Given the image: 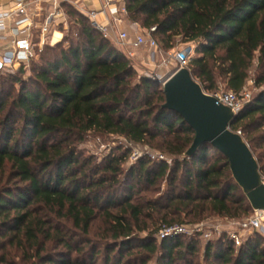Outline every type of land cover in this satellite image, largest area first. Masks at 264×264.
Listing matches in <instances>:
<instances>
[{
  "label": "trees",
  "instance_id": "trees-1",
  "mask_svg": "<svg viewBox=\"0 0 264 264\" xmlns=\"http://www.w3.org/2000/svg\"><path fill=\"white\" fill-rule=\"evenodd\" d=\"M123 3L126 19L164 51L189 45L185 67L206 93H240L254 73L257 91L231 129L264 175V0ZM62 6L75 29L37 49L35 86L16 90L8 81L24 66L0 76V264H147L155 255L160 264H200L202 237L156 234L164 225L254 213L227 158L210 144L186 156L195 133L164 107L163 83L139 74L86 14ZM92 133L148 145L171 164L146 156L126 173L130 148L87 154L81 145ZM203 257L202 264H264V235L240 246L227 236L207 240Z\"/></svg>",
  "mask_w": 264,
  "mask_h": 264
},
{
  "label": "built area",
  "instance_id": "built-area-1",
  "mask_svg": "<svg viewBox=\"0 0 264 264\" xmlns=\"http://www.w3.org/2000/svg\"><path fill=\"white\" fill-rule=\"evenodd\" d=\"M65 0H8L5 10L0 11V72H14L20 67H27L36 57L37 49H42L46 44H52L54 35L63 22L62 2ZM118 0H104L103 11L109 10L112 15V22L120 25L123 22L122 16L127 15V8L123 4L121 7L112 8ZM79 10L86 14L92 24L105 36L111 38L119 47H131L138 49L141 47L149 48V61L153 64L158 63L157 58L163 52L158 41L150 35L140 32L135 40L130 39L127 31H120L114 34L110 24L104 25L96 20L97 12L88 11L81 4ZM138 26V23H133ZM155 27L151 29L154 31ZM130 58L135 57V53L128 52ZM172 62L179 65L178 68L185 67L189 62L187 54L182 51L169 53L167 58L159 60L162 67L169 66ZM167 80V79H166ZM163 81L164 82L166 81ZM213 95L218 103H221L239 114L244 105L251 99V93L244 88L240 93L233 91H219ZM241 133L240 131H238ZM141 153L135 152L134 158L138 160ZM153 160H166L171 164V160L166 159L163 154H149ZM264 182V175H262ZM226 234L237 246L251 235H264V210L254 211L253 215L242 220L232 219L227 225H211L207 222H199L192 225L183 223L174 225H164L156 237L159 240L177 237L200 236L211 239L214 234Z\"/></svg>",
  "mask_w": 264,
  "mask_h": 264
},
{
  "label": "water",
  "instance_id": "water-1",
  "mask_svg": "<svg viewBox=\"0 0 264 264\" xmlns=\"http://www.w3.org/2000/svg\"><path fill=\"white\" fill-rule=\"evenodd\" d=\"M165 108L178 113L194 131L186 156H193L205 144L223 154L233 178L242 188L254 211L264 210V182L258 161L241 133L231 129L238 114L204 91L187 67L178 68L163 84Z\"/></svg>",
  "mask_w": 264,
  "mask_h": 264
},
{
  "label": "rangeland",
  "instance_id": "rangeland-1",
  "mask_svg": "<svg viewBox=\"0 0 264 264\" xmlns=\"http://www.w3.org/2000/svg\"><path fill=\"white\" fill-rule=\"evenodd\" d=\"M65 2H67V5H71L77 11H79V5H78L76 0H71V1L65 0ZM62 10L64 13V16H63L64 19H63L61 27L58 28L59 29L57 32L58 36H56L55 32L53 33L54 38H53V41L51 44L52 46L61 43L63 41V39L65 38V36H67L68 34H71L73 29H75L74 28L75 25L73 26L74 17L68 13L69 7L68 6H65V7L62 6ZM142 30L144 32V35L146 37H149V34L147 33L148 30L147 29H142ZM55 36H56V38H55ZM58 38H60V39H58ZM56 39H58V40H56ZM65 44H67V42H65ZM188 48H189V45L177 43V46L174 50H171L169 52L162 50L163 52H161V54L157 58V61L163 60L164 58H167L169 53H174L175 51H182L185 54H188L189 53ZM135 52H136V56H135V58H132V61H133V64L135 65V68L137 69L138 73L155 77V78L159 79L161 81V83H163L164 79L166 78V77L164 78L163 75L168 73V71L165 67L163 69L161 68L162 70L157 69L156 71H153L149 67V65H148V59H149V54H150L149 48L144 46V47L135 49ZM41 62L42 61L39 59L35 63H32L31 65L29 64V66L21 69V71L19 73L14 74L19 80L16 81V80H13V78H11V79H8V81L12 82L14 84L16 90H18L21 87V82H22V84H26L29 88H32L33 86H35L34 83L31 82L32 76H33V74H35L33 71L34 66H39V64H41ZM173 63L177 67H179V65H177L175 62H173ZM9 74H10V72H5V73L0 74V76L6 77ZM253 75H254V73L252 72L251 77L248 80L246 87H245L251 93V96H253L257 91V88L255 87V84H254ZM162 76H163V78H162ZM225 90H226L225 86H221V91H225ZM117 147H123L124 149L130 148V150H131V152L128 156L127 163L125 164V172L126 173L129 169V167L131 165H133V163H136L140 158L146 157V156L149 157V154L156 155V154L161 153L158 150H154V149L150 148L148 145L129 143L126 139L119 137V136L97 135L94 133L90 134L87 137V139L85 140V142L81 145V149L84 150L87 154H95L99 158L108 154L112 149H115ZM136 151L142 154V156L138 160H136L134 158V153ZM163 189H164V186H163ZM251 215H253V214H249L247 217H249ZM242 219H243V217L240 219H236V220H242ZM231 220L232 219H226V218L214 215V216H210V217L206 218L205 220H202L201 222H207L211 225L221 224L222 226L225 227V225H227L228 222ZM183 224L192 225L191 223H183ZM194 224H196V223H194ZM98 227L101 230L104 229V225L102 223V220L99 221ZM222 236H227V235L226 234L220 235L219 233H217L216 235L214 234V236L209 240H213V239H216V238H219ZM184 237H186L185 240L187 241L188 236H184ZM91 238L93 240H95L94 242H96V243L100 241L99 237H96L94 234H93V236L91 235ZM202 238L203 239L197 244L198 252H197V256H196V260H195V263H200V264H202L204 262L203 254H204V250H205V241H207V239H205L204 237H202ZM158 257H159L158 255H155L154 257H152L149 260V262L147 264H160ZM132 261L134 263L139 262V260L136 257H133ZM180 264H184V263L180 262Z\"/></svg>",
  "mask_w": 264,
  "mask_h": 264
},
{
  "label": "crops",
  "instance_id": "crops-1",
  "mask_svg": "<svg viewBox=\"0 0 264 264\" xmlns=\"http://www.w3.org/2000/svg\"><path fill=\"white\" fill-rule=\"evenodd\" d=\"M7 1L8 0H0V11H4L6 9L5 8L6 7L5 4H6ZM69 1H71V0H69ZM76 1H77L78 4H81V6H83L86 10H88V11H96L97 12L96 20L99 23H102L104 25H106V24L109 25L110 24L109 26H110L111 30L114 31V34H117L120 31H124L125 30V31H127L129 33L130 39L131 40H135L137 35L140 32H143V30H142L143 28H141L140 25L136 26V25L133 24V22H129L126 19V16H122L123 22L120 25L113 23L112 22V15L110 14L109 10H106L105 12L103 11L104 0H76ZM123 4H124L123 0H118L115 3V5L112 6V8L121 7ZM57 34L58 33L56 32V36H58ZM56 36H55V38H56ZM60 38H58V39H60ZM58 39H56V40H58ZM119 48L126 54H128V52H133V53H135V56H136L135 49H132L131 47H125V48L119 47ZM133 58H135V57H133ZM148 65L153 71H156L157 69L160 70L161 68L162 69L164 68V67L160 66L159 61H158V63L153 64V63H151L148 60ZM165 68L167 69L168 73L163 75L164 78L166 77L164 80L168 79L178 69V67L173 62L169 66H167ZM163 76H162V78H163Z\"/></svg>",
  "mask_w": 264,
  "mask_h": 264
}]
</instances>
